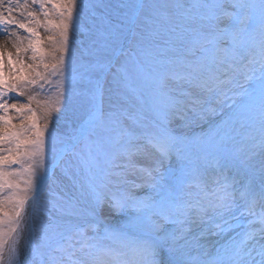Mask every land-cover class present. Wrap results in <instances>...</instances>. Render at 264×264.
<instances>
[{
	"label": "snow or ice",
	"instance_id": "1",
	"mask_svg": "<svg viewBox=\"0 0 264 264\" xmlns=\"http://www.w3.org/2000/svg\"><path fill=\"white\" fill-rule=\"evenodd\" d=\"M94 7L77 0H0V34L13 37L17 53L30 51L33 61L26 65L9 53L5 63L0 54V264H264V0H130L116 17L77 24ZM40 27L50 33L48 52ZM73 28L89 37L73 77L89 135L115 133L118 146L99 178L88 181L83 206L54 193L41 199L49 179L48 136L57 142L49 125L68 100ZM133 49L150 50L164 69L150 108L142 96L133 97L118 66ZM197 53L199 59H187ZM50 77L59 78L54 96L41 101L28 95L26 104L4 99L24 96L30 86L43 90L53 83ZM189 113L200 120L220 117L213 128L221 147L210 157L178 147L182 138L170 126ZM238 138L251 146L223 148ZM28 208L48 217L39 235L35 227L24 235ZM106 208L129 214L142 235L110 229ZM208 236L222 239L215 255L201 243ZM105 238L121 250L104 245Z\"/></svg>",
	"mask_w": 264,
	"mask_h": 264
},
{
	"label": "rangeland",
	"instance_id": "2",
	"mask_svg": "<svg viewBox=\"0 0 264 264\" xmlns=\"http://www.w3.org/2000/svg\"><path fill=\"white\" fill-rule=\"evenodd\" d=\"M130 0H77V4L88 3L95 5L85 13L84 17H77V24L84 23L92 16L97 20L101 16L116 17L121 13L127 11L120 8L119 5L127 4ZM149 2L166 3V4H185L190 5L198 2V0H149ZM249 3H257L258 0H248ZM36 8L37 6H33ZM38 10V9H37ZM183 11V10H174ZM41 20L43 18L41 17ZM17 31L21 37H26L27 33L19 29H10ZM40 36L43 38L41 46L45 52L50 51V44L47 40V36L50 33L46 32L43 27L38 29ZM0 39L4 42L0 44V54H3L4 61L7 63L8 54L11 53L13 60L18 57L23 59L24 64H32L30 59L31 52L17 53L16 48L13 47L15 42L13 37H9L6 34H0ZM8 42V43H6ZM89 37L88 35L77 28H73L70 32L69 39V53L66 57L65 67V89L68 100L63 106V111L57 116L54 115L53 121L49 125L50 133H54L57 137V142L53 143L51 136H48L46 142V160L45 167L47 168L56 158L61 147L72 140L82 128V123L85 121L86 114L81 104V98L76 95L79 90V85L75 84L73 77L78 71H80V53L88 47ZM24 45H27V40L24 41ZM201 57L200 53L196 56H188V60H195ZM158 57L155 56L150 50L146 49L141 52L133 49L128 56H121L118 62V66L123 67V71L127 74V84L134 90L133 97L142 96L146 102V107H151L153 101L157 99V82L162 78L164 69L158 64ZM42 70V67H41ZM113 72L116 68L112 69ZM53 81L51 85L45 84L44 89L41 90L36 86H30L24 96H17L16 93H10L4 99L9 103H28V95H36L38 100H45L50 96H54L56 93V81L58 77H50ZM34 109L37 108L35 101L31 105ZM2 114V113H0ZM12 117V124L19 125L20 120L18 114L14 111L8 113ZM40 112L37 111V117L39 118ZM220 120V117L209 116L206 120H200L193 114L189 113L184 119H176L171 124V130L180 136L181 142L178 147L182 150L191 152L193 155H209L215 154L221 147L219 143V136L213 128V125ZM40 125L43 126V121H40ZM258 137V132L256 133ZM115 133L93 134L89 135L88 130L78 142L74 150L63 157L61 165L52 174L46 187H43V195L41 199L47 201L50 199L49 194L54 193L61 197L68 199H76L81 205H86L88 201V189L87 184L90 179H98L100 176L99 169L105 167V161L111 157V154L116 151L117 145L112 142V138ZM242 138H238L235 141L226 142L223 148L229 152H233L240 147L247 149L251 146V142L241 143ZM259 158L257 157V162ZM17 167V166H13ZM115 190V188H113ZM140 196H144V190H138ZM193 191H196L195 189ZM105 215L107 216V225L110 229L120 230L131 236V233H135L136 236L142 235L137 222H134L131 216L127 213H116L105 209ZM48 219L43 214L32 211L31 225L32 229H37V235H39V227L42 222ZM242 218L241 223H245ZM129 230V231H128ZM131 231V232H130ZM241 229H237V232ZM103 235V234H102ZM134 235V234H133ZM104 245L119 252L120 245L115 239L105 238L101 241ZM202 243V242H201ZM203 244V243H202ZM218 246H205L210 255H215ZM192 255L195 256L196 252L193 251ZM210 257L200 256V259H207Z\"/></svg>",
	"mask_w": 264,
	"mask_h": 264
},
{
	"label": "bare ground",
	"instance_id": "3",
	"mask_svg": "<svg viewBox=\"0 0 264 264\" xmlns=\"http://www.w3.org/2000/svg\"><path fill=\"white\" fill-rule=\"evenodd\" d=\"M3 42L4 41L2 39H0V44H3ZM6 43H8V42H6ZM257 209H259V207H257ZM236 231H237V229H236ZM24 235H25V237L28 236L27 231L25 232ZM232 235H235V232H233ZM201 242L203 243L204 246H218L222 243V239L220 237H217V236H208L207 238L202 239ZM21 248H23V244L21 245Z\"/></svg>",
	"mask_w": 264,
	"mask_h": 264
},
{
	"label": "water",
	"instance_id": "4",
	"mask_svg": "<svg viewBox=\"0 0 264 264\" xmlns=\"http://www.w3.org/2000/svg\"><path fill=\"white\" fill-rule=\"evenodd\" d=\"M74 142H71V143H69L68 145H66L63 149H65L66 147H68V146H72V144H73ZM30 211H31V208H28L27 209V215L30 217ZM27 235H28V232H30L31 230H32V225H31V219H29L28 220V222H27Z\"/></svg>",
	"mask_w": 264,
	"mask_h": 264
}]
</instances>
